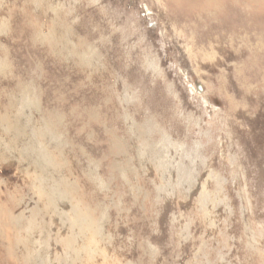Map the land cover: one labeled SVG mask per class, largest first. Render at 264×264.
<instances>
[{
	"label": "rangeland",
	"instance_id": "1",
	"mask_svg": "<svg viewBox=\"0 0 264 264\" xmlns=\"http://www.w3.org/2000/svg\"><path fill=\"white\" fill-rule=\"evenodd\" d=\"M0 264H264V0H0Z\"/></svg>",
	"mask_w": 264,
	"mask_h": 264
}]
</instances>
